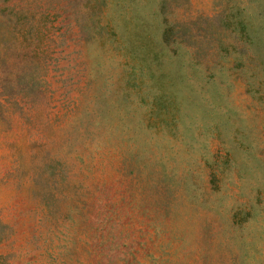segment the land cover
I'll use <instances>...</instances> for the list:
<instances>
[{
    "label": "rangeland",
    "instance_id": "obj_1",
    "mask_svg": "<svg viewBox=\"0 0 264 264\" xmlns=\"http://www.w3.org/2000/svg\"><path fill=\"white\" fill-rule=\"evenodd\" d=\"M260 23L264 0H0V264H264Z\"/></svg>",
    "mask_w": 264,
    "mask_h": 264
},
{
    "label": "trees",
    "instance_id": "obj_2",
    "mask_svg": "<svg viewBox=\"0 0 264 264\" xmlns=\"http://www.w3.org/2000/svg\"><path fill=\"white\" fill-rule=\"evenodd\" d=\"M227 1L229 2L230 0H227ZM258 1H259V0H256V3H257V4H258ZM243 6H245V5L243 4ZM238 23H240V26H241V29H240V33L242 34L241 37H243L244 39L246 38L247 40H249V39H248V33H251V31H248V33H247V31H245V27H246V24H247L248 22L246 23L244 17H242L241 19L238 20ZM263 26H264V25H262V23H260L259 26H257V27L253 30L254 33H253L252 35H256V36H258V34H256V32H257V31H260L261 28H262ZM250 40H251V38H250Z\"/></svg>",
    "mask_w": 264,
    "mask_h": 264
}]
</instances>
